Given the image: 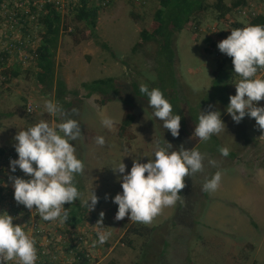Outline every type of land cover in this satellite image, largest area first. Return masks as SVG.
<instances>
[{"label":"rangeland","instance_id":"374dc122","mask_svg":"<svg viewBox=\"0 0 264 264\" xmlns=\"http://www.w3.org/2000/svg\"><path fill=\"white\" fill-rule=\"evenodd\" d=\"M213 1L209 0V2ZM158 7L159 4L154 0H116L104 9L100 13L97 31L103 40L109 43L110 49L101 48L83 23L73 21L72 17L68 19L69 29L62 36L57 52V72L65 79L68 89L76 92L69 96L71 105L65 111L68 116L80 122L83 134L81 139L73 142L78 158L85 164L83 174L76 177L77 187L83 193L84 199L88 197L92 186L98 197L105 199L107 194L108 198L105 204L101 201L93 211L88 212L83 206L85 219L76 229L70 228L68 222L49 223L54 229L53 241L62 243L60 249L64 256L70 255L63 241L59 240V235L71 239L72 236L70 237L68 232L86 231L85 233H94V237L88 242V248L95 253L98 264H133L141 257L140 244L143 240L139 235H134V249L123 244L121 238L127 228L131 224L153 227L175 221L179 208L186 204L187 199L182 196L175 206L164 208L151 223L147 224L132 221L127 216L120 221L114 219L118 205L112 203V197L122 189L110 168L113 161L122 159L127 165L126 170H130L133 158L150 156L157 144L166 146L167 141L172 144L171 150L174 151H178L182 145L188 149L197 148V139L192 131L185 133L180 128L179 137H172L163 127V122L152 115V109L147 101L138 97L132 89L133 83L153 86L158 82L153 58L148 56L144 49L132 51V47L140 39L139 32L152 23ZM253 12L264 14V0H250L248 7L237 10L234 15L228 16L226 22L218 24L219 29L217 22L213 20L215 15L208 12L201 25V33L197 34L192 23H189L176 35L174 46L177 53L178 91L185 87H190L198 93L209 90L220 61L228 57L219 51L218 42L230 35L231 23L235 18L246 25L249 24ZM70 31L75 34H70ZM209 35L211 39L206 41ZM148 47L152 52L155 44L150 43ZM226 66L229 77L225 76V78L229 93L235 95L234 83L239 78L234 73L231 60H228ZM28 68L23 69L20 77L13 78L5 84H3V74L0 73V116L2 115L0 150L8 149L16 153L14 136L19 130L42 118L47 119L50 124L60 122L59 117L57 119L44 113L45 100L51 99L57 102L54 93L43 95L34 78L26 72ZM107 77H116L119 84L124 85L127 90L112 96L106 103L101 102V94L89 96L88 91L82 86L83 82ZM263 101L261 103L259 101L258 106H264ZM193 102L198 103L197 100ZM30 103L37 106L33 112L27 110ZM179 103L188 107L187 101L180 99L177 104ZM209 105H212L213 110L214 107L221 106L226 112V106L218 100L204 102L198 111L200 109L207 111ZM73 108L78 110V114L72 112ZM129 109L133 114V122L127 135L121 136L119 130ZM196 114L197 117L199 113ZM225 115L227 116L223 120L225 124L235 123L229 114H223L221 118ZM104 116L115 119L116 124L112 130L102 126L101 120ZM191 118L194 117L191 116L187 120V125ZM235 125L237 130L233 139L223 140L220 137L218 142L214 140L218 145L220 143L229 148L228 157L221 156L219 151L211 153L204 146L198 148L207 158L215 159L218 162L217 167L209 166L206 158L205 169L211 170L204 169L201 173L187 177L185 182L204 183L205 179L210 178L216 171L221 172L222 180L215 192H208L214 198H210L207 192L202 191L203 193L194 199L193 227L179 221L181 224L175 226V231L169 233L171 238H179V236L181 239L183 236L186 240L190 236L193 238V241H186L185 247H175L168 241L165 254L171 264H264V153L258 155L259 162L253 159L250 162L245 155V151L252 144L259 146L264 144V139L260 138L264 132L258 129L255 120H248V116ZM97 136L105 138L104 146L95 143ZM187 137L189 141H186ZM204 145L207 146L206 143ZM6 157L0 156V211L6 207V199H14V190L9 180L11 171L8 170L9 163L6 162ZM147 159L142 157L141 162H147ZM260 164L263 170L257 168ZM181 193H184V189ZM72 206L69 205L70 208ZM65 207L68 208L66 205ZM101 211L104 212L103 224L97 223ZM14 218V224L24 225L23 213ZM93 219L96 221L94 227L91 221ZM180 228H183L182 236L176 232ZM97 232L110 233V235L104 244L97 242L93 246V241L98 240ZM70 264H82V262L74 260Z\"/></svg>","mask_w":264,"mask_h":264},{"label":"clouds","instance_id":"9594fccd","mask_svg":"<svg viewBox=\"0 0 264 264\" xmlns=\"http://www.w3.org/2000/svg\"><path fill=\"white\" fill-rule=\"evenodd\" d=\"M217 47L231 58L234 73L239 78L234 83L235 95L229 96L227 114L237 124L246 116L254 118L258 129L264 132V106H258V102L264 100V77L258 75L260 70H264V25L246 24L233 28L227 38L218 42ZM139 91L147 97L152 115L163 122V127L172 137H179L182 117L173 112V105L164 93L144 83L140 84ZM43 108L44 113L59 117L60 122L50 124L42 118L17 132L13 139L18 158L11 159L9 166L12 173L19 168L28 178L10 175L9 180L18 205L29 210L35 207L43 221L65 223L70 218V207L66 208L65 204L72 205L78 200L89 212L95 210L99 197L92 186L84 199L77 187L76 177L82 175L85 169L73 143L82 138L80 122L68 116L63 106L51 99L44 101ZM72 112L78 114L75 108ZM101 123L112 130L116 121L104 116ZM225 128L221 112L209 105L207 111L200 109L193 136L201 142H208ZM95 143L104 146L106 141L103 136H97ZM172 147L168 141L166 146L157 144L150 156L133 158L130 170H126L127 165L122 159L112 162L110 168L122 189L112 197V203L118 205L114 217L116 221L127 216L132 221L151 223L164 208L173 207L181 200L186 177L204 171L206 154L198 148L188 149L182 145L174 151ZM218 151L223 157L230 154L225 146L219 147ZM142 157H147V162H141ZM207 164L217 167L218 162L207 158ZM221 180V172L216 171L205 179L202 190L215 192ZM103 218L104 212L101 211L97 223L103 224ZM14 219L7 211H0V264H37L39 257L35 239L23 225L14 224ZM109 235L97 232L98 240L93 241V246L97 242L104 244Z\"/></svg>","mask_w":264,"mask_h":264},{"label":"trees","instance_id":"16d2710c","mask_svg":"<svg viewBox=\"0 0 264 264\" xmlns=\"http://www.w3.org/2000/svg\"><path fill=\"white\" fill-rule=\"evenodd\" d=\"M154 1L159 4V7L154 13L152 23L139 32L140 39L134 44L132 51L136 52L144 49L147 55L153 58L155 69L157 70L158 82L149 87L159 88L164 93L165 97L173 105V112L181 115V129L186 132L187 120L191 116H193L194 119L198 117H196V113H199L198 110L203 106L204 102L218 100L226 107L229 104L230 93L225 76L227 78L229 77L226 64L231 58L226 57L220 61L219 68L214 73L215 77L213 78V84L208 91L203 90L198 93L193 91L190 87H185L178 91V79L176 76L177 53L174 46L175 37L184 30L189 23H192L197 34L201 33V25L204 23L205 15L208 12L215 15L213 20L217 22V29H219L218 24L226 22L228 16L234 15L237 10L248 7L250 0H214L213 2H209V0ZM104 8L105 7L98 6L95 3L90 4L87 0H80L76 4H71L65 14L57 9L51 8L50 12L42 18L46 31L43 33L40 30L43 37L36 50L37 56L33 67H30L31 65L29 68L23 67L21 59L19 60L18 57L14 62H10L7 59L10 56L7 52L1 54L0 67L7 65L2 71L4 77L3 84L13 78L20 77L23 73V69L28 68L26 72L34 78L43 95H49L53 92L57 102L62 105L65 110L69 108L71 105L69 96L71 94H76V92L68 89L65 79L57 72V52L61 38L69 29L68 19L72 17L73 21L83 23L88 28L90 35L101 48L110 49L109 43L103 40L97 31L100 13ZM251 15L249 24L264 25L263 13L255 12V14L252 13ZM231 25L233 29L243 27L245 23L235 18ZM70 34L74 35L75 32L70 31ZM210 39L211 36L209 35L205 40L209 41ZM150 43L155 44V49L152 52H150L148 47ZM82 86L88 91L89 96L96 93L101 94L102 103L108 102L112 96H117L120 93L122 94L124 90H127L124 85L119 84L116 77L94 79L93 81L83 82ZM139 86L138 83H133L132 89L134 93L147 101V97L140 93ZM180 99L185 102L187 101L188 107H184L180 103L177 104ZM196 100L198 103L194 104L193 101ZM262 101H260V103ZM201 102H203V104ZM194 113L195 115H193ZM56 118L58 119V117ZM132 122L133 114L131 109H129L123 118L119 130L121 136L127 135ZM221 146L222 145L219 143L216 148ZM12 153L13 151H9L8 149L0 150V156L6 157ZM193 194L195 193L191 190L186 204L179 208L178 216L175 221L153 227L131 224L127 228V231L121 238L123 244L134 249L135 244L133 236L139 235L143 240L140 244L141 257L137 259L135 264H171L167 260L165 254V246H168V236L169 233L174 230L175 226L181 224L179 221H182V224L190 227H193L195 224V222L192 221V216L195 211V200L191 197ZM101 200V197H99L97 206H99ZM65 205L69 207L68 204ZM72 205V208L69 210L70 218L67 222L71 224V227L77 228L82 217L85 218V209L78 200L74 201ZM185 215L188 217H184ZM91 221L93 222L95 220L93 219ZM58 256L57 261L60 264L73 263V261L67 259L63 254H59ZM81 262L82 264H90L85 256L81 257Z\"/></svg>","mask_w":264,"mask_h":264},{"label":"built area","instance_id":"2783aa9c","mask_svg":"<svg viewBox=\"0 0 264 264\" xmlns=\"http://www.w3.org/2000/svg\"><path fill=\"white\" fill-rule=\"evenodd\" d=\"M79 1L0 0V56L7 52L10 55L7 58L10 62H14L18 57L19 60L21 59L23 67L34 65L37 56L36 50L43 37L40 30L43 33L46 31L42 18L50 12L51 8L65 14L71 4H76ZM87 1L90 4L95 3L98 6L107 8L116 0ZM6 67L7 65L0 67V73ZM258 75L264 77V70H260ZM36 108V105L30 103L27 110L28 112H33ZM260 138L264 139V136ZM16 158H18L17 153H12L6 157V162L9 163L11 159ZM8 170L11 171L10 166ZM11 175L28 178L19 168H17L15 173L11 172ZM6 202V207L2 208V211H7L13 217H19L23 213L25 218L23 227L37 243V246L35 245L39 257L37 264H60L57 258L59 254H63L60 249L62 243L53 241L54 229L49 224L51 221H43L35 211V207L29 210L23 205H18L14 199H6ZM92 226H96V221L92 222ZM70 228L76 229L71 226ZM85 232H68V235L72 236L71 239L59 235V240L63 241V245H65L70 255L65 256L71 261H81V257L85 256L90 264H98L95 259V253L88 248V242L91 241L90 238L94 237V233ZM10 264H13V262H10Z\"/></svg>","mask_w":264,"mask_h":264},{"label":"crops","instance_id":"0c3cea01","mask_svg":"<svg viewBox=\"0 0 264 264\" xmlns=\"http://www.w3.org/2000/svg\"><path fill=\"white\" fill-rule=\"evenodd\" d=\"M218 108V109H217ZM223 107L221 106H218V107H214V110H218L221 112V116L223 114H227V112H223L224 110H222ZM223 113V114H222ZM227 118V116H223L221 119L222 120H225ZM248 120H252L254 121L255 119L254 118H249L248 117ZM189 124L187 125V131L186 132H194V128H195V124L197 123V118L194 119V118H191L188 122ZM237 123H226L225 126L226 128L218 135H213L212 138L208 141V142H201L199 140V138L196 137L197 139V142H196V145H197V148L201 147V146H204L205 149L207 151H210L211 153H215L218 151V143L214 142V140L216 139L217 142H218V139L220 137L223 138V140H230V139H233V136L235 134V131L237 130V126L235 125ZM185 132V131H184ZM185 132V133H186ZM189 137V136H188ZM187 137V140L186 141H189ZM207 144V146H205L204 144ZM238 149H242V148H239ZM264 149V144L262 146H259L257 144H252L246 151H245V155L247 157V160L252 162L251 159L255 160L256 162H259V158L257 159L258 155L260 154H263L264 151L262 150ZM202 152V151H201ZM203 153V152H202ZM243 156V154H242ZM262 158V157H261ZM237 160V159H236ZM259 170H263V167L262 165L260 164L258 167H257ZM205 170H211V169H205ZM187 179V177L185 178ZM186 183V187L184 188V193H181V195L183 196L184 199H187L188 196H189V193L191 190L194 191L195 194L191 195L192 199H197L199 196H200V193H203L204 191L202 190V185L203 183H197V182H191L190 184L185 182ZM203 191V192H202ZM207 195H209V193L207 192ZM210 198H214L212 196H210ZM106 200L107 199H102V203L105 204L106 203ZM101 203V202H100ZM83 219H85L84 217H82V220L80 221L79 225H82L83 224ZM71 226V224H70ZM175 231V230H174ZM183 228H180V229H177L176 232H179L180 235L182 236L183 234ZM168 241H169V244L173 245V246H179V247H185L184 244L187 242H190V241H193V238L192 236L189 237L188 240H186L183 236H182V239L180 238H171L170 236H168ZM133 264H135V262H133Z\"/></svg>","mask_w":264,"mask_h":264}]
</instances>
